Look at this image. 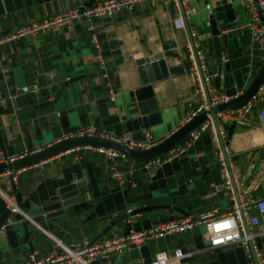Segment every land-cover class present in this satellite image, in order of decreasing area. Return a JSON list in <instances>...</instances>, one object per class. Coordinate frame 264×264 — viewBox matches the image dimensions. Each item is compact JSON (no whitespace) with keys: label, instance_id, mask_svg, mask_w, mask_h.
<instances>
[{"label":"crops","instance_id":"0c3cea01","mask_svg":"<svg viewBox=\"0 0 264 264\" xmlns=\"http://www.w3.org/2000/svg\"><path fill=\"white\" fill-rule=\"evenodd\" d=\"M84 1L0 0V38L40 17L73 7L79 9ZM97 1L91 0L88 4ZM226 1L233 6L236 21L250 17L245 0ZM220 2L141 0L131 8H118L110 16L80 18L58 28L2 40L0 161L37 150L77 129L94 127L104 132L101 118L113 113L123 120L153 112L157 122L130 132L114 123L107 133L143 140L147 131L156 142L167 136L191 117L199 100L189 51L193 45L203 51L208 64L214 62L207 16ZM185 23L196 31V35H189ZM228 33V42L232 43L230 68L238 82L245 74L244 88L264 59V41L253 39L245 28ZM155 54H159L157 60L160 59L161 64L150 67V75H163L150 83V97L136 100L130 91L140 85L142 77L137 61ZM16 69L28 85L43 83L46 77L57 72L78 76L61 90L54 104L20 114V122L30 136V149L26 148L24 133L18 126L10 101L15 91ZM260 86H264V81ZM262 106L264 97L253 102L239 118L217 116L222 153L229 172L237 177V182L231 183L237 190L239 206L264 197V132L257 115ZM60 110L67 118L65 127L58 119ZM96 117L98 121L93 126ZM178 145L181 151L160 163L153 159L138 161L124 155L110 156L94 145L74 146L0 173V211L10 206L9 199L24 216H32L54 193L57 180L66 183L73 180V175L84 181V189L78 192L79 199L61 206L62 214L34 224L29 238L22 244L10 246L6 251L0 249V264H25L32 252L35 257H44L57 250L56 241L91 245L109 236H123L130 230L138 231L213 210L221 213L235 206L231 184L229 187L222 185L223 178L216 161V152L220 148L219 144H213L209 130H202L194 139L186 137ZM149 182H153L151 187H148ZM147 204L168 206L127 216L88 244L112 219ZM247 211L257 214L252 207ZM247 230L255 260L248 241L247 247L241 242L212 247L203 225L144 240L154 246L149 250L151 259L159 251L181 248L184 256L173 264H264V258H261L264 256V230L256 226H247ZM137 258V247L128 246L120 252L111 251L102 259L95 257L89 263L133 264ZM59 264L68 263L62 261Z\"/></svg>","mask_w":264,"mask_h":264},{"label":"water","instance_id":"95a60500","mask_svg":"<svg viewBox=\"0 0 264 264\" xmlns=\"http://www.w3.org/2000/svg\"><path fill=\"white\" fill-rule=\"evenodd\" d=\"M89 1L91 0H86L80 4L79 10H82V8L88 4ZM207 23L209 26V32L211 34L210 42L213 49L214 58V62L212 61L211 65L208 64L209 70L213 72L211 76V83L215 89H218L220 92L230 97V99L220 102L214 107H210L208 109V113L199 112L194 116H191L176 129L171 131L167 136L147 148H130L124 144L107 138H102L100 136L72 135L57 139L54 142L41 146L37 150H32L9 161H0V173L6 170L18 169L20 167L35 163L48 156H51L52 154H56L74 146L94 145L114 150L133 160H151L154 157L169 151L174 145L178 144L187 136L189 131L194 129L198 124L205 120L207 116H209L211 124L217 134L219 148L223 152L222 140L218 134V120L216 113L219 111L239 107L245 103L249 97L259 88V86L264 81V59L257 72L243 88V84L246 80L245 74L242 76V78L240 76L241 79L240 82H238L237 78L233 76L229 63V60L232 58V43L228 42V31L230 30L227 29L236 23L234 8L231 3L227 2L226 0H221L220 4L213 6L207 16ZM185 27L188 31V25L186 23ZM192 47L194 46L192 45ZM158 58L159 54H155L152 56L142 57L137 61L138 70L142 77L140 79V85L134 90L130 91V94L136 100H142L150 97L152 95L150 83L154 79H158L163 75L161 73L156 74L155 77L150 75V67H154L156 64H161L160 59L157 60ZM195 63L197 65V70L202 83L206 101L209 102L208 93L204 86L197 59L195 60ZM77 77L78 76L70 77L63 73L57 72V74L46 77L43 83L37 84L35 82L28 85L24 82L19 71L16 69L14 81L15 91L10 97V101L14 107V113L18 122V126L24 133L27 149L31 148L30 136L26 127L22 124V122H20V114L26 111L54 104L60 96L61 90ZM237 92L239 94L234 96V94ZM58 116L61 126H67L68 122L64 111H58ZM97 121L98 117L94 118L92 125L95 126ZM155 122L157 121L153 112L132 118H125L123 120H121L120 116L115 113L101 118V124L108 132L112 130V124L114 123H119L125 131L130 132L132 130L145 128ZM72 179L73 180H70L66 183H64V181L61 179L57 180L58 186L54 190V193L40 204L39 208L36 209L32 216L28 214H25L24 216L17 210H11L8 206L3 208L0 211V249L2 251H6L10 246L14 247L18 244H22L29 238V233L35 226L34 224L39 225L43 222V219L62 214L64 209L61 206H66L70 203H73L74 201H77L79 199L78 192L84 189V181L80 179L77 180L75 177H73V175ZM152 185L153 182L148 183V187H151ZM231 188L234 193L235 205L240 212L244 233L248 234L246 222L242 215L241 207L239 206L238 193L233 183H231ZM167 206L168 205L165 206L164 204H147L131 208L127 212L119 215L117 218L112 219L107 225L101 228L100 232L97 233L92 238V240L88 242V244H91L93 241L99 238V236L105 233L109 226H112L117 221L127 218V216H133L148 209ZM248 245L252 258L255 260L250 239L248 240ZM129 246L137 247L139 252V258H137L133 264H147L150 262L151 258L149 250L154 247L153 245L147 244L145 240H142L138 243L132 242L129 244Z\"/></svg>","mask_w":264,"mask_h":264},{"label":"built area","instance_id":"2783aa9c","mask_svg":"<svg viewBox=\"0 0 264 264\" xmlns=\"http://www.w3.org/2000/svg\"><path fill=\"white\" fill-rule=\"evenodd\" d=\"M137 1L141 0H98L97 2L84 6L82 10H79L76 7L62 10L40 17L36 20H32L26 24L14 28L11 30V32H9V34L0 38V42L2 40H10L19 36L34 34L48 28H58L80 18H89L90 16L98 15L110 16L120 7L131 8L132 5ZM245 2L250 10V17L242 22L236 21V23L227 30L245 28L248 30L250 36L253 39L262 43L264 41V0H245ZM188 32L190 36L196 35V31L191 28H188ZM189 56L192 61V71L195 75L197 86L199 88V100L191 112V116H194L199 112L208 113V109L210 107H214L220 102L227 101L229 97L213 87L211 83V76L213 72L209 70L208 64L206 63L203 56V51L199 48L193 47L189 51ZM196 59L202 74L204 86L208 93L209 102H207L205 98L204 90L197 70V65L195 63ZM262 97H264V86H259V88L249 97L245 103L239 107L229 109L227 111H219L216 113V116L222 118L225 116L228 118H239L252 107L253 102ZM257 115L260 128L264 132V106L260 107ZM202 130H209L213 144H218L217 134L211 124L209 116H207L206 119L198 124L194 129L189 131L187 136L190 139H194ZM107 132L98 131L94 127H87L83 129H77L74 133L69 134L68 136H100L102 138H107L124 144L130 148L136 149L147 148L156 143V141L152 140L147 131L144 132L145 137L143 140H133L125 134H111ZM218 134L220 135L219 127ZM99 149L106 152L110 156H123L122 154L108 148L99 147ZM180 151L181 147L176 144L169 151L154 157L153 160L157 163H160L176 156ZM216 161L223 178L222 185L224 187H229L231 182L236 183L237 177L231 173V176L229 175L227 159L220 149L216 152ZM11 177L14 179L13 175ZM7 202L10 203V206L8 207H10L11 210H17L20 212L18 207L13 204L11 200L8 199ZM240 207L247 226H256L261 230H264V197L252 201L251 203L244 202L240 204ZM248 207H252L257 212V214L249 213L247 211ZM197 225H203L206 227L208 239L212 247L232 242H241L244 247H247L248 238L251 237L250 234L243 233L240 212L235 205L230 210L225 212L218 213L217 211L213 210L199 213L194 216H187L178 221L157 223L146 229L138 231L130 230L123 236H109L91 245H84L78 242L64 244L56 241L57 250L44 257H35L32 252L29 255L30 259L25 264H59L62 261L68 264H90L89 262L91 259H94L95 257L102 259L106 257L111 251L120 252L128 248L129 244L132 242L138 243L147 237H156L158 235L167 234L172 231H182ZM85 255L87 257H85ZM183 256L184 253L181 248H174L170 252L159 251L147 264H173L179 262ZM261 258H264V256Z\"/></svg>","mask_w":264,"mask_h":264},{"label":"trees","instance_id":"16d2710c","mask_svg":"<svg viewBox=\"0 0 264 264\" xmlns=\"http://www.w3.org/2000/svg\"><path fill=\"white\" fill-rule=\"evenodd\" d=\"M186 137H188V136H186ZM186 137H185V138H186ZM185 138H184V139H185ZM184 139H183V140H184ZM183 140H181L180 142H182ZM180 142H179V143H180Z\"/></svg>","mask_w":264,"mask_h":264},{"label":"rangeland","instance_id":"374dc122","mask_svg":"<svg viewBox=\"0 0 264 264\" xmlns=\"http://www.w3.org/2000/svg\"><path fill=\"white\" fill-rule=\"evenodd\" d=\"M207 63V62H206ZM208 64V63H207Z\"/></svg>","mask_w":264,"mask_h":264}]
</instances>
